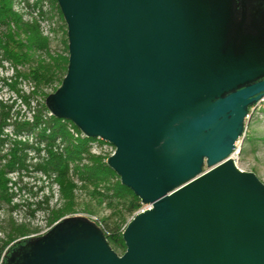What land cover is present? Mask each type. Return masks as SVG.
<instances>
[{"label": "water", "instance_id": "1", "mask_svg": "<svg viewBox=\"0 0 264 264\" xmlns=\"http://www.w3.org/2000/svg\"><path fill=\"white\" fill-rule=\"evenodd\" d=\"M56 3L68 63L52 106L84 137L114 147L105 163L150 208L125 226L121 255L100 235L74 237L53 264H264V213L239 193L264 185L230 158L247 107L264 96V78L254 81L264 59L261 73L223 94L166 100L163 68L175 45L187 38L207 47L210 39L204 22L189 30L195 0ZM156 147L166 175L155 165ZM172 160L178 165L169 171Z\"/></svg>", "mask_w": 264, "mask_h": 264}, {"label": "rangeland", "instance_id": "2", "mask_svg": "<svg viewBox=\"0 0 264 264\" xmlns=\"http://www.w3.org/2000/svg\"><path fill=\"white\" fill-rule=\"evenodd\" d=\"M11 1L12 9L25 21L37 16L41 17L39 15L41 10L43 17L39 20L40 32L47 36L50 54L66 55V26L62 17L55 14L51 5L53 11H50V8L42 9V0L39 7H34L36 0ZM228 2V0H195L197 12L189 8V30H194L197 23L204 22L210 33V39L206 42L207 47L187 38H183L175 45L163 68L164 76L168 81V85H163V95L166 100L175 102L186 100L194 104L206 97L237 88L248 77L261 73L262 69L257 63L264 59V1L257 5L258 16L255 21L252 19L254 16L252 9L243 13L240 7V10L230 14ZM248 4L253 8L252 4ZM229 20H232L231 23ZM2 32L4 29L0 26V37ZM199 37L205 42L203 36L199 35ZM43 60L47 62V55L36 52L30 61L14 68L2 58L0 51V100L11 106L10 124L3 129L5 140L0 143V164L9 159L14 140H25L29 145L25 150L27 155L25 167L14 169L8 174L11 181L8 184V193L12 194V202L7 204L0 200V238L5 237L9 218L17 224L25 225L29 231L27 238L43 234L28 247L27 258L32 257L29 264L31 261V264H53L55 256L63 253L74 237L82 240L100 235L106 240L103 231H119L132 215V212L127 211L129 197L118 199L112 196L111 191L106 190L118 180L116 177H110L106 182L94 185L81 180L70 171V177L76 185L73 192V212L65 214L62 218L66 219L60 220V223L49 225L51 210L63 204L59 197L58 185L38 168V163L42 162L45 154L41 151L37 155L31 148L37 142L36 132L16 133L12 124L21 123L25 119L31 120L33 113L40 109L38 103L43 102V95H34L31 98L30 108L20 102V96L27 95L31 91L33 80L28 73L38 67V63ZM60 78V73H54L52 79L42 84L39 90L48 95L55 93L60 87ZM42 113L45 117L50 115L45 109ZM90 150L91 153L106 158L114 148L104 144L93 148L90 143ZM231 156L234 157L235 165L239 170L253 174L264 185V96L251 105L244 117L243 132ZM154 159L158 171L166 175L168 169L163 168L164 154L161 148H155ZM177 165L178 162L172 160L169 171L175 169ZM207 169L208 166L204 164L202 170ZM195 170L196 168L186 170L179 180L185 179ZM239 193L251 199L257 209L264 213V192L257 189H241ZM45 197L46 203L43 202ZM12 205L16 206L12 207ZM107 244L117 255L124 252L122 248L115 247L112 243L107 242ZM12 264L18 263L12 262Z\"/></svg>", "mask_w": 264, "mask_h": 264}, {"label": "trees", "instance_id": "3", "mask_svg": "<svg viewBox=\"0 0 264 264\" xmlns=\"http://www.w3.org/2000/svg\"><path fill=\"white\" fill-rule=\"evenodd\" d=\"M40 1L36 0L34 7H39ZM253 1H257L256 4L261 2L259 0ZM49 3L62 17L56 0H49ZM27 5L29 6L28 3ZM39 15L43 16L41 10H39ZM0 26L4 29L0 37L1 56L14 68L30 61L36 52H42L47 55V62L45 60L41 61V63H38V67L31 69L28 73V76L33 80L31 91L27 95L20 96V102L25 107L30 108L31 98L37 94L43 95V102L41 104L38 103L40 109L33 113L31 120L25 119L21 123L14 122L12 124L16 133L22 131L36 132L37 142L31 148L37 155L41 151L45 154L42 162L38 163V168L58 185L59 197L63 204L61 207L51 210L48 218L49 225L60 220L65 214L73 212V192L76 185L70 177V171L81 180L91 182L94 185L106 182L110 177H116L118 180L111 187H107L106 190L111 191L112 196L118 199L129 197L127 211L133 212L137 210L140 206L139 199L133 195L127 186L120 182L119 177L104 162L108 156L104 158L101 155L91 153L90 143L96 140L89 137H80V130L77 126L70 120L64 119L54 110L52 106L54 93L48 95L39 90V87L49 82L56 72L61 74L59 82L62 81L68 63L67 43L65 46L66 55L50 54L49 41L41 34L37 21L35 19L31 21L23 20L12 9L11 0H0ZM22 76L26 77V75ZM250 107H247V112ZM44 109L49 111L50 115L48 117L43 115L42 110ZM10 113L11 106L0 100V143L5 140L3 138V129L10 124ZM69 129H72L77 136L74 137ZM58 139L59 141H57ZM27 148H29L27 141L14 140L13 150L9 154V159L5 163L0 164V200L7 204L12 202V194L8 193V184L11 182L8 174L14 169L25 167L27 156L25 150ZM95 193L102 196L98 191H95ZM43 202H47L46 197ZM15 206L12 205V207ZM7 225L8 229L5 231L4 239L0 238V264H12V262L29 264L27 258V254H29L28 247L32 241L37 240L43 234L27 238L29 231L24 224H17L9 218ZM113 231H103L106 241L112 243L115 247L122 248L124 251L125 246L121 238V229L116 232Z\"/></svg>", "mask_w": 264, "mask_h": 264}, {"label": "built area", "instance_id": "4", "mask_svg": "<svg viewBox=\"0 0 264 264\" xmlns=\"http://www.w3.org/2000/svg\"><path fill=\"white\" fill-rule=\"evenodd\" d=\"M41 4H42V9H45V10H47V9H49L50 8V11L52 10L51 9V6H50V3H49V0H42L41 1ZM53 11V10H52ZM54 12H55V14H58L57 13V11L54 9ZM43 16H41V17H35L34 19L37 21V23L39 24V20H40V18H42ZM33 19V18H32ZM32 19H29L30 21L32 20ZM39 28H40V30H41V27H40V25H39ZM41 34L44 36V37H46L47 38V36L46 35H44L43 33H42V31H41ZM70 132L71 133H73V135L76 137L77 136V134L76 133H74V131L72 130V129H70ZM79 136L80 137H84L81 133L79 134ZM96 141H95V143L93 144V143H91L92 144V146H93V148H95V147H97L98 148V146L100 147V144L102 145V144H104L105 146H109V147H111V148H114L113 146H111L110 144H108V143H106V142H103V141H101V140H99V139H95ZM237 142V141H236ZM236 142H235V147H236ZM235 147H234V149H235ZM114 152V151H113ZM113 152L110 154V155H112L113 154ZM233 154V153H232ZM231 154V155H232ZM109 155V156H110ZM108 156V157H109ZM230 158L233 160L234 159V157H232V156H230ZM107 159V158H106ZM106 159H105V162H106ZM234 163H235V160H234ZM140 207L137 209V210H135L134 212H132V215L130 216V218L126 221V223L124 224V226L121 228V234H122V232H123V230H124V228H125V226L127 225V223L137 214V213H141V212H143V211H145V210H147V209H149L150 208V205L149 204H141L140 203Z\"/></svg>", "mask_w": 264, "mask_h": 264}, {"label": "flooded vegetation", "instance_id": "5", "mask_svg": "<svg viewBox=\"0 0 264 264\" xmlns=\"http://www.w3.org/2000/svg\"><path fill=\"white\" fill-rule=\"evenodd\" d=\"M229 2H228V6H229V8H230V10H231V13L230 14H234V11H238V10H240V7L242 8L241 10H243V13H245V12H247V11H250V9H252L253 11H252V13H253V17H252V19H253V21H255V19L257 18V16H258V13H257V9H258V7L256 6V5H259V4H256V2L257 1H253V0H239L240 2H237L238 0H228ZM247 1H249V2H247ZM259 1H264V0H259ZM248 3H250V4H252V6H254L253 8H251V6L248 4ZM256 4V5H255ZM237 13V12H236ZM231 19V18H230ZM231 21L232 20H229V23H231ZM241 22H242V20H241ZM243 25V24H242ZM240 26V25H239ZM232 29V28H231ZM262 62V60L261 61H259L258 63H261ZM264 78V73L262 74V76L261 77H259V78H256V79H254V81H256V80H260V79H263ZM246 84H248V83H245V85Z\"/></svg>", "mask_w": 264, "mask_h": 264}, {"label": "bare ground", "instance_id": "6", "mask_svg": "<svg viewBox=\"0 0 264 264\" xmlns=\"http://www.w3.org/2000/svg\"><path fill=\"white\" fill-rule=\"evenodd\" d=\"M233 161H234V159H233Z\"/></svg>", "mask_w": 264, "mask_h": 264}]
</instances>
